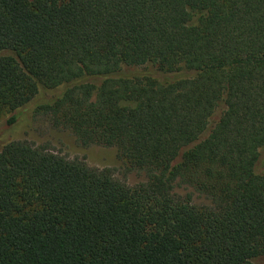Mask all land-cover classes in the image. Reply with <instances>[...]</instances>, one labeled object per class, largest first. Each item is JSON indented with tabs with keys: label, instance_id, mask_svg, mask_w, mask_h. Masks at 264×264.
<instances>
[{
	"label": "trees",
	"instance_id": "trees-1",
	"mask_svg": "<svg viewBox=\"0 0 264 264\" xmlns=\"http://www.w3.org/2000/svg\"><path fill=\"white\" fill-rule=\"evenodd\" d=\"M57 87L35 111L144 179L6 143L0 264L264 259V0H0V115Z\"/></svg>",
	"mask_w": 264,
	"mask_h": 264
},
{
	"label": "rangeland",
	"instance_id": "rangeland-1",
	"mask_svg": "<svg viewBox=\"0 0 264 264\" xmlns=\"http://www.w3.org/2000/svg\"><path fill=\"white\" fill-rule=\"evenodd\" d=\"M63 87L54 89L40 88L32 101L24 108L15 112L16 121L8 124L6 119L13 112H4L0 115V148L6 143L16 140H26L35 146L47 144L54 153L61 154L67 159H81L89 166L95 168H111L115 177L134 184L144 179L142 171L125 169L123 161L118 157L115 147H106L101 145H80L75 136L67 129L55 127L51 124L47 115L36 112V107L41 103L50 102L61 91ZM219 111L214 115L216 118ZM264 150L261 151L263 158ZM260 166L261 163L259 162ZM197 202L202 201L195 197ZM258 264H263L264 259H257Z\"/></svg>",
	"mask_w": 264,
	"mask_h": 264
}]
</instances>
